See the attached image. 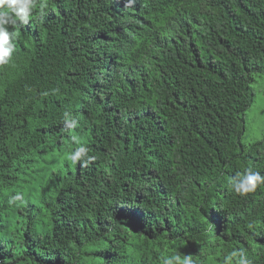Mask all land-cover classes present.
Segmentation results:
<instances>
[{
	"label": "trees",
	"instance_id": "16d2710c",
	"mask_svg": "<svg viewBox=\"0 0 264 264\" xmlns=\"http://www.w3.org/2000/svg\"><path fill=\"white\" fill-rule=\"evenodd\" d=\"M39 2L0 66V264H264V185L229 184L264 174V0Z\"/></svg>",
	"mask_w": 264,
	"mask_h": 264
},
{
	"label": "clouds",
	"instance_id": "9594fccd",
	"mask_svg": "<svg viewBox=\"0 0 264 264\" xmlns=\"http://www.w3.org/2000/svg\"><path fill=\"white\" fill-rule=\"evenodd\" d=\"M120 2H125L124 7L128 8L135 3V0H110V8L117 11V7L122 6ZM38 3L42 2H39V0H0V66L7 65L10 62L16 48L13 42L15 33L10 31V28L14 29L19 25L28 24L30 17L33 15L35 5ZM43 7L44 5L41 6V12H43ZM104 69L108 72L112 68L109 64H106ZM65 126L69 129L74 128L77 126V121L65 119ZM71 139L79 143L75 136L71 137ZM3 144L9 145L6 141H3ZM67 159L70 160L71 164L75 165L79 163L83 168L94 162L96 157L88 154V148L86 146L80 145ZM229 184L232 191L236 194L246 196L249 193L255 192L258 186L264 185V174L252 168H247L242 173L237 172L231 178ZM7 199L8 196L1 198L0 205L3 206L1 208L0 218L6 216L4 205L17 204L16 201L22 199V195L18 193L10 197L8 201H6ZM4 222L1 221L0 226ZM233 261L234 264H252L245 249H234L229 256L225 257L224 264H231ZM163 264H181V257L179 255L165 257L163 258ZM182 264H194V262L190 256H185Z\"/></svg>",
	"mask_w": 264,
	"mask_h": 264
},
{
	"label": "rangeland",
	"instance_id": "374dc122",
	"mask_svg": "<svg viewBox=\"0 0 264 264\" xmlns=\"http://www.w3.org/2000/svg\"><path fill=\"white\" fill-rule=\"evenodd\" d=\"M254 102L246 111L245 140L259 138L264 135V76L257 77L252 83Z\"/></svg>",
	"mask_w": 264,
	"mask_h": 264
}]
</instances>
